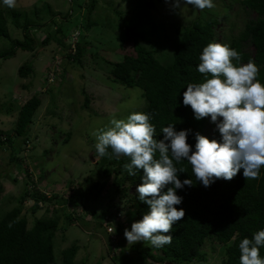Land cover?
<instances>
[{
    "label": "rangeland",
    "instance_id": "374dc122",
    "mask_svg": "<svg viewBox=\"0 0 264 264\" xmlns=\"http://www.w3.org/2000/svg\"><path fill=\"white\" fill-rule=\"evenodd\" d=\"M83 1L16 0L14 8L0 4L9 20V38L0 37V52L7 49L11 41L23 39L22 29L13 23L15 18L11 13L15 11L27 12L31 20L39 24L48 23L55 17L68 36L54 37L53 25L33 30L35 51L20 49L14 56L0 61V131L10 132L15 146L21 145L17 156L10 146L0 147V218L18 205V199L27 189L33 190L36 186L49 197L59 195L69 201L64 205H51V209L65 206L75 212L76 219L67 229H62L65 224L61 220L56 236L58 257L63 249L76 244L79 246L78 262L149 264L138 263L137 252L132 250L133 246L140 249L148 243L139 241L128 245L124 236L125 229L130 230L132 223L138 221L132 197L137 194V186L130 183L122 186V190L127 189V196L123 197L116 183L122 182L124 173L103 176L95 150L98 131L111 127L114 118L127 120L131 113L141 112L146 105L140 87H126L112 80L110 62L121 61L124 54L133 53L131 40L125 43L124 50L118 49V40L124 35L127 38L126 32L132 27H141L138 21L154 25L160 32L158 57L165 63L171 60L173 47L179 40L177 28L189 26L198 16L206 20L211 16L217 18L216 42L223 44L226 33L238 34L249 19L256 18V14L233 0H214L215 7L203 11L183 4L173 9L172 1L103 0L92 15L97 24L86 30L85 9L78 6ZM148 1L153 2L154 7L149 8ZM65 17L67 20H63ZM20 21L24 23L23 17ZM49 32L55 39L43 44ZM77 41L88 43L81 63L77 60ZM254 50V46L248 48L251 54ZM70 53L75 54L74 60L67 56ZM23 64L31 65L35 70L27 78L19 76ZM38 94L42 105L34 123L26 137L18 138L14 130L17 110ZM86 94L91 99L88 109L83 107ZM218 132L208 117L205 134L219 141L221 134ZM68 134L70 139L66 141ZM97 180L100 181L97 190L85 198L78 197L81 191L89 192ZM72 195L79 201L76 208L71 202ZM32 202L28 198L24 204L29 227L37 217L46 215L44 209L35 215L28 213ZM221 249V245L211 240L207 242L205 250L210 255L207 264H219Z\"/></svg>",
    "mask_w": 264,
    "mask_h": 264
},
{
    "label": "trees",
    "instance_id": "16d2710c",
    "mask_svg": "<svg viewBox=\"0 0 264 264\" xmlns=\"http://www.w3.org/2000/svg\"><path fill=\"white\" fill-rule=\"evenodd\" d=\"M103 0H84L78 6L85 9L83 18L86 20L85 29L89 30L97 23L92 20V15L97 9L99 2ZM158 2H171L172 0H157ZM239 2L244 9L254 11L255 19H249L245 28L238 34H225L223 45L236 49L241 56L239 63L246 64L253 62L258 70V78L264 82V0H233ZM76 4V3H75ZM153 2L148 7H154ZM35 14H37L35 12ZM69 14V13H68ZM68 14L66 16H68ZM15 18L13 23L23 31V39H16L10 42L9 47L0 52V61L14 56L20 49L23 51H35L36 44L32 31L44 27H55V35H64L57 19L54 17L48 23L39 24L31 20L27 12L15 11L11 13ZM23 17L24 23L20 21ZM63 20H67L65 17ZM141 27H132L119 41L118 49L124 50L125 43L132 41L133 53L124 54L121 61L110 62L112 65V80L126 87H140L146 105L141 112L150 115V123L156 128L154 138L161 140L164 133L161 129L169 124H174L175 130H188V143L195 145L196 133L207 136V118L197 120L189 106H184L183 92L189 83H203L204 75L197 71L200 63L199 56L205 46L216 42L214 28L218 22L215 16L205 19L198 16L189 26H180L176 33L179 40L173 47V54L170 61L165 63L158 57L157 47L160 45V32L156 26H148L138 21ZM9 20L7 15L0 9V37L9 38ZM137 24V23H135ZM82 27V26H81ZM150 27V28H149ZM82 32V30H80ZM81 35V34H80ZM51 32L42 41L48 44L55 39ZM127 39V40H126ZM117 41V42H118ZM62 43V39L60 41ZM85 41H77L76 53L81 63ZM254 46V52L248 51ZM161 54V53H160ZM74 60L75 54L67 55ZM160 56V55H159ZM236 63V61H234ZM19 76L27 78L32 74L33 67L23 64L19 68ZM42 105V99L33 95L25 101L17 110L15 134L19 137H26L30 126L34 123L35 116ZM91 99L86 94L83 107L88 109ZM10 111V107L7 112ZM1 112V110H0ZM219 133V132H218ZM220 135V133H219ZM68 141L70 135L68 134ZM213 139L210 136H207ZM27 141V138H24ZM7 145L14 151V156L20 151L21 145L15 146V140L10 132L0 131V147ZM110 156L99 157L97 164L100 165L103 176L110 177L113 173L120 175L124 173L122 182L116 183L118 191L123 197L127 196V189L122 190L126 183L139 185L142 183L143 169L138 170L136 176H129L124 169L130 158L121 155L119 159L111 154ZM98 156V155H97ZM159 158V153L155 154ZM17 159V158H16ZM174 164L177 168H184L186 171L178 172V178L183 181L188 178L193 182L192 186H185L177 189V194L183 198L177 209L183 208L185 216L181 221L173 224L170 231L172 235L171 244L157 248L147 244L132 250L137 252V262H149V264H207L210 259L205 245L209 240L222 246L219 250V264H239V243L245 237L251 239L253 234L264 230V167L261 168L257 179L246 180L243 170L232 179H217L209 187H204L191 171V165L187 160ZM35 184V183H34ZM100 186V181H95L90 191H81L78 197H86L93 193ZM168 185L167 187H171ZM167 187L163 191H167ZM33 190L27 189L18 199V205L6 212L0 218V264H86V261L76 260L79 246L71 245L61 251L60 257L56 255V236L61 227V220L65 224L62 229H67L76 218L75 212H70L65 206L51 209V205L68 203L59 195L49 197L41 192L36 186ZM72 195L74 208L79 205L78 198ZM134 198L136 217L140 221L149 211L150 206L138 199V193ZM31 198L33 205L29 212L36 214L44 209L46 215L37 217L32 227H29V220L24 214L25 201ZM51 214V215H50ZM122 254L125 250L122 249ZM260 255L264 257V247L260 248Z\"/></svg>",
    "mask_w": 264,
    "mask_h": 264
},
{
    "label": "clouds",
    "instance_id": "9594fccd",
    "mask_svg": "<svg viewBox=\"0 0 264 264\" xmlns=\"http://www.w3.org/2000/svg\"><path fill=\"white\" fill-rule=\"evenodd\" d=\"M0 4L14 8L16 0H0ZM181 4L200 11L215 7L214 0H172L173 9ZM199 60L197 71L205 80L189 83L182 103L190 105L195 119L209 117L215 123L221 134L219 141L196 133L193 148L187 142L188 130L177 131L174 124L164 126V137L157 140L150 115L143 112H133L127 120L114 118L111 127L96 133V155L110 156V148L117 159L121 155L130 158V163L123 166L129 176L143 169L136 192L150 208L140 221L132 223L130 230L125 229L128 245L139 241L157 248L171 244L173 224L185 216L183 208L175 207L183 200L176 190L193 185L191 179L178 178V172L186 170L177 168L174 161L187 160L196 181L204 187L217 179L232 180L241 169L246 180L257 179L264 167V82L258 78L257 66L251 61L239 63L240 53L219 42L205 46ZM238 247L239 264H264L260 255L264 230L254 233L251 239L245 237Z\"/></svg>",
    "mask_w": 264,
    "mask_h": 264
}]
</instances>
